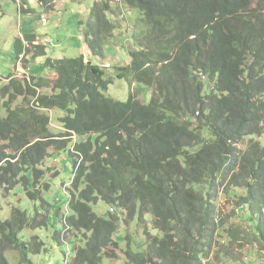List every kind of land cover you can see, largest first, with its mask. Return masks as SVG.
Returning <instances> with one entry per match:
<instances>
[{"label": "trees", "instance_id": "trees-1", "mask_svg": "<svg viewBox=\"0 0 264 264\" xmlns=\"http://www.w3.org/2000/svg\"><path fill=\"white\" fill-rule=\"evenodd\" d=\"M123 3L140 17L117 27L108 5H95L85 38L91 57H105V49L122 39L117 30L129 36L136 50L127 67H116L110 76L108 68L87 63L83 54L45 60L47 47L39 44L27 59L38 64L30 80L12 74L1 85L0 190L11 194L20 185L28 190L30 173L37 189L48 160L71 152L75 176L66 223L84 240L72 264L117 259L122 220L127 227L136 219L146 225L148 216L160 234L146 231L143 253L128 243L130 264H225L243 238L240 228L228 227L231 218L217 213L204 189L215 190L220 177L228 189L246 191L237 207L261 221L256 236L264 239V147L259 142L264 135V0ZM16 46L17 60L31 55L21 41ZM42 70L55 75L41 76ZM118 80L153 89L151 103L132 94L127 103L110 98L107 92ZM47 87L53 92L44 91ZM51 111L62 113L60 134L52 130ZM222 136L243 149L233 148L227 157L219 145ZM28 196L45 201L40 187L28 190ZM101 203L122 211L121 216H99L94 207ZM41 217L32 222L15 209L0 223V264H12L10 251L20 253L21 264H35L32 256L42 254L46 243L39 236L26 242L20 235L48 228L49 217L42 222Z\"/></svg>", "mask_w": 264, "mask_h": 264}, {"label": "rangeland", "instance_id": "rangeland-1", "mask_svg": "<svg viewBox=\"0 0 264 264\" xmlns=\"http://www.w3.org/2000/svg\"><path fill=\"white\" fill-rule=\"evenodd\" d=\"M95 5L104 9L108 5L107 9H110L112 16L110 18L117 27L126 28L131 20L140 17L138 13H132L130 9H127L123 0H42L41 3L37 0H0V89L1 85L8 84L7 78L12 74L15 79L28 78L30 80L33 64L27 59L37 51L39 44L35 42L30 44L27 39L34 35H44L43 39L47 38L43 40V43L47 44L46 46L52 52L53 57L57 59L60 57L73 58L83 54L87 63L94 61L103 68H108L110 76H113L116 67H127L130 62L129 54L134 52L136 47L131 43L130 37H123L119 30L115 32L116 35L114 32L113 34L122 39H116L113 45L105 49V57H91L92 53L86 44L85 33L88 24L93 21L92 13ZM54 7H56L54 16L50 18L47 26H43L41 15L51 11ZM45 8L46 12L43 10ZM130 31H133L132 27L129 28L128 32ZM18 41L23 44L28 42L25 52H30L31 55H25V60L16 59ZM15 71L16 73H14ZM40 75L45 77L46 74L41 71ZM47 77L51 76L47 75ZM204 84L207 89V82ZM44 91L53 92L49 87ZM131 94L141 103L148 105L154 96V90L135 84L130 86L127 81L118 80L107 92L110 98L122 103H127ZM58 112L51 111L52 130L54 133L60 134L63 132V128L57 120ZM74 139L75 141L79 140V137L75 135ZM259 142L264 147V135ZM229 147L230 150L233 148L243 149L232 141L229 143ZM72 152H76L75 146L72 147ZM45 170L46 175L40 181L37 189L33 173L27 175L30 181L28 190L34 192L38 191L39 187L43 188L45 201L42 199L41 201L31 200L28 196L27 186L24 185H20L11 194L0 190V223L10 220L15 209L27 213L32 222L37 219L38 215H42L39 219L41 222L49 217L48 228L25 230L21 233L20 238L29 242L39 236L46 243L47 249L42 254L32 256L35 264H72L76 257L77 247L81 246L84 241L83 237L72 232L69 233L66 243L62 239L64 230H66V218L70 211V189L75 176V160L71 152L55 154L48 160ZM215 183L217 185L215 190L211 189L209 185L204 189L213 198L217 213L224 215L225 219L231 218L228 227L240 228L243 238L235 243L230 251L232 260L225 264H264V239L256 236L261 221L257 217L249 215L246 208L238 209L237 207L240 200L247 196L246 191L228 189L224 176L217 179ZM47 185L51 186L49 190L45 188ZM94 211L102 217L115 212H118L120 216L122 214V211L105 203L94 207ZM145 220L146 225L139 224L136 219L128 227L122 220L118 234V240L121 243V247L117 250L119 257L114 260L105 259L103 264H130L126 257L127 250H129L128 243L132 245V250L135 253L146 251V231L153 235L160 233L154 229L152 217L148 216ZM7 257L12 264H21L19 252L10 251L7 253ZM213 257L214 253L210 259Z\"/></svg>", "mask_w": 264, "mask_h": 264}, {"label": "crops", "instance_id": "crops-1", "mask_svg": "<svg viewBox=\"0 0 264 264\" xmlns=\"http://www.w3.org/2000/svg\"><path fill=\"white\" fill-rule=\"evenodd\" d=\"M55 8H56V7H54L51 11L47 12L46 14L43 13V14H45V15L48 17V21H50V18H52V17L54 16ZM43 10L46 12L47 9L45 8V9H43ZM34 36H35V38H36V41H35L36 44H40V45H43V46L47 47V46H46L47 44H44V43H43V40H44V39H47L46 37L43 39V36H44V35H34ZM28 37H29V36H28ZM26 38H27V37H26ZM27 43H28V42L26 41L25 44H24V49L27 48V47H26V44H27ZM46 52H47V55H46L45 57H41V58H43V59H45V60L48 59V58L56 59L55 57H53L52 52L50 51V49H49L48 47L46 48ZM30 57H32V55H31ZM38 60L40 61L41 59L38 58ZM32 64H33V66L38 65V64L35 63V62H32ZM42 71H44V73L46 74L45 76H47V75L54 76V75H55V73H54L53 70H50V71L42 70ZM39 72H41V71H39ZM14 73H16V71H15ZM47 73H48V74H47ZM41 76H42V75H41ZM61 115H62V113L58 112V117L61 116ZM61 129H62V128H61ZM62 130H63V129H62Z\"/></svg>", "mask_w": 264, "mask_h": 264}, {"label": "water", "instance_id": "water-1", "mask_svg": "<svg viewBox=\"0 0 264 264\" xmlns=\"http://www.w3.org/2000/svg\"><path fill=\"white\" fill-rule=\"evenodd\" d=\"M231 142V137L222 136L219 141V145L225 150V155L230 156L231 150L229 143Z\"/></svg>", "mask_w": 264, "mask_h": 264}, {"label": "built area", "instance_id": "built-area-1", "mask_svg": "<svg viewBox=\"0 0 264 264\" xmlns=\"http://www.w3.org/2000/svg\"><path fill=\"white\" fill-rule=\"evenodd\" d=\"M37 1L39 3H41L42 0H37ZM43 22H44V25H47L46 19L44 17H43ZM70 231H71V228L67 227V223H66V230H64L65 233L62 236L63 237L62 239L64 240L65 243H66V240H67V237H68Z\"/></svg>", "mask_w": 264, "mask_h": 264}, {"label": "clouds", "instance_id": "clouds-1", "mask_svg": "<svg viewBox=\"0 0 264 264\" xmlns=\"http://www.w3.org/2000/svg\"><path fill=\"white\" fill-rule=\"evenodd\" d=\"M43 17L46 19V22L48 24V17L44 14V15H41V20L43 21ZM43 26H47V25H43Z\"/></svg>", "mask_w": 264, "mask_h": 264}]
</instances>
